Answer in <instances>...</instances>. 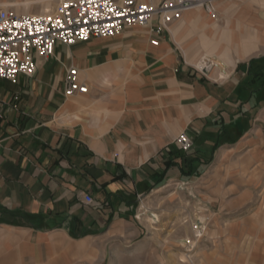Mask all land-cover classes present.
I'll list each match as a JSON object with an SVG mask.
<instances>
[{"label":"crops","instance_id":"1","mask_svg":"<svg viewBox=\"0 0 264 264\" xmlns=\"http://www.w3.org/2000/svg\"><path fill=\"white\" fill-rule=\"evenodd\" d=\"M213 9L185 12L160 35L153 22L57 44L32 77L0 82V264L100 263L111 242L136 236L145 197L170 185L211 218L259 196L264 0ZM72 67L86 95L65 96ZM182 133L189 153L175 145ZM257 214L230 228L241 237L225 264H264Z\"/></svg>","mask_w":264,"mask_h":264},{"label":"built area","instance_id":"2","mask_svg":"<svg viewBox=\"0 0 264 264\" xmlns=\"http://www.w3.org/2000/svg\"><path fill=\"white\" fill-rule=\"evenodd\" d=\"M55 1L53 10L39 15L17 14L12 9L0 8V82L14 83L18 75L32 77L37 71L35 60L51 58L57 44L71 47L92 38H114L127 28L148 27L153 22L156 25L151 27V32L160 35L194 8L216 17L214 0ZM205 67L203 64L200 68L202 73ZM87 90L77 69L70 68L64 79L65 96L86 95ZM175 145L181 152L189 153L193 143L187 134L182 133L175 139ZM83 200L88 205L93 203L88 195H84ZM198 226L201 223L197 221L194 229L200 228Z\"/></svg>","mask_w":264,"mask_h":264},{"label":"rangeland","instance_id":"3","mask_svg":"<svg viewBox=\"0 0 264 264\" xmlns=\"http://www.w3.org/2000/svg\"><path fill=\"white\" fill-rule=\"evenodd\" d=\"M55 4V0H0V8L12 9L17 14L47 13ZM253 139L264 141V128ZM260 148L256 153L261 158V154L264 157V146ZM233 158L238 159V155ZM256 169L264 174V166ZM262 178L257 198L250 200L236 214L220 218H211L210 213L199 205L192 208L193 204L186 202L188 194L184 188L175 185L145 197L136 219L140 226L132 228L136 236L129 232L130 238L111 242L106 255L101 256V262L94 264H189L190 261L193 264H225L226 260H237L234 240L241 236L240 233L230 234L235 222H249L250 215L258 213L260 239L264 238V175ZM195 220L201 223L196 230ZM231 235L235 237L231 238Z\"/></svg>","mask_w":264,"mask_h":264},{"label":"water","instance_id":"4","mask_svg":"<svg viewBox=\"0 0 264 264\" xmlns=\"http://www.w3.org/2000/svg\"><path fill=\"white\" fill-rule=\"evenodd\" d=\"M207 72H203V74H206Z\"/></svg>","mask_w":264,"mask_h":264}]
</instances>
